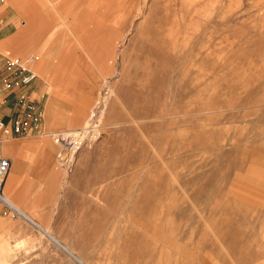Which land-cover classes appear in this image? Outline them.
Masks as SVG:
<instances>
[{"label": "rangeland", "instance_id": "1", "mask_svg": "<svg viewBox=\"0 0 264 264\" xmlns=\"http://www.w3.org/2000/svg\"><path fill=\"white\" fill-rule=\"evenodd\" d=\"M31 2L0 0V121L52 155L25 207L85 264H264V0ZM0 211L3 264H80Z\"/></svg>", "mask_w": 264, "mask_h": 264}, {"label": "crops", "instance_id": "2", "mask_svg": "<svg viewBox=\"0 0 264 264\" xmlns=\"http://www.w3.org/2000/svg\"><path fill=\"white\" fill-rule=\"evenodd\" d=\"M12 1L14 2L13 4L15 7L20 8L19 11L25 14L30 13L31 15L30 12L32 10L31 0H12ZM23 8L30 10H23ZM16 30L17 29H15L14 35L12 34V37L9 39V41L8 40L2 41L3 46L6 41H8L7 43H10V45L12 44L13 48L21 46V42L26 38L25 32L28 34L30 33V31L32 30V24L29 25L28 22H26L23 28L17 31ZM24 35L25 37L23 38ZM11 47L9 48L11 49ZM13 48L11 50L16 52V50ZM41 48L42 51L43 47ZM40 62L41 64L38 65V69L41 72L42 76H45L43 67H44V63L46 62V59L42 57L40 59ZM38 78H42V77L38 76ZM40 87L42 86L39 84L38 81H36L35 84L29 88L28 92L31 94L32 97H36L41 91ZM15 90L17 91V93H21V94L26 93V90L23 87ZM14 111H15V104L12 101H8L6 107H4L2 111H0V115L3 116L4 113H7L12 116L14 114ZM6 126L11 128L9 124ZM41 136H44V134L41 135L28 134L27 136L23 137L26 139L23 142H20L17 141L16 139L22 137H16L10 135L6 138L5 136H3V134H0V138L3 141L2 142L3 153L9 159L11 164L4 183V188H3L5 190L4 195L6 196L9 202L10 205L9 207L19 218L24 219V221H26L33 228H35L43 237L47 236L54 243L56 244L58 243L57 244L58 246H60L62 249H64L66 252H68L71 256H73L76 259L78 257L73 255L72 251H70L68 248L65 247L67 245H65L62 241H60L54 235L52 230L51 232L53 234L48 230L50 229V227L41 223L40 220L41 218L39 217L37 211L25 207L31 203L29 201L30 197L32 196V194L29 192L31 189L37 188L41 190L45 188L46 185L45 176L48 168L47 164H50V162L52 161V155L47 160L46 154L39 149L40 147H42L43 140L37 137H41ZM0 204L3 205L2 203ZM18 222H19L18 220L12 219V217L7 218L6 215L0 211V230L2 232L4 231V229H6L7 226L11 227L12 225H14V223H18ZM19 243H22V241H19ZM1 259L3 260L2 256H0V260ZM82 263L84 262L82 261ZM0 264H3L2 261H0Z\"/></svg>", "mask_w": 264, "mask_h": 264}, {"label": "built area", "instance_id": "3", "mask_svg": "<svg viewBox=\"0 0 264 264\" xmlns=\"http://www.w3.org/2000/svg\"><path fill=\"white\" fill-rule=\"evenodd\" d=\"M20 61L22 60L20 59L10 60L9 66L10 68H16L17 66H19L20 69H23V73L20 77V84L22 86H27L28 84L36 80L38 75L34 70L24 68V66L22 67ZM6 86L8 87V82L6 83ZM25 98H26L25 95L21 94L19 96V101L24 103ZM25 130L26 129L24 128L20 120H16L13 123V125H11V128L7 127L2 121H0V131H2L3 136H5L6 138L10 135H16V134L23 135L25 134L24 133ZM55 136H54V139L59 144H61V149L56 154V160L58 161L61 167L68 169L70 166V163L72 162L73 154L78 149L82 141H79L78 138H74V137L65 141V139L62 136L60 135H55ZM2 142L3 141L0 138V203H2L3 205L11 209L9 205L7 204L6 199L3 195L4 183H5L7 174H8L10 161L3 153Z\"/></svg>", "mask_w": 264, "mask_h": 264}, {"label": "bare ground", "instance_id": "4", "mask_svg": "<svg viewBox=\"0 0 264 264\" xmlns=\"http://www.w3.org/2000/svg\"><path fill=\"white\" fill-rule=\"evenodd\" d=\"M11 165V164H10ZM9 169H10V166H9ZM8 172H9V170H8ZM3 195H4V189H3ZM4 197H5V199H6V202H7V204L9 205V202H8V200H7V198H6V196L4 195ZM10 206V205H9ZM57 241V240H56ZM58 244V243H57ZM76 260L78 261V262H80V263H82V261H80V259H78V258H76ZM82 264H84V263H82Z\"/></svg>", "mask_w": 264, "mask_h": 264}]
</instances>
